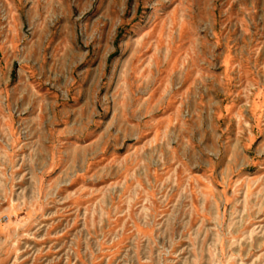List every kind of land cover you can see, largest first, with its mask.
<instances>
[{"label":"rangeland","instance_id":"1","mask_svg":"<svg viewBox=\"0 0 264 264\" xmlns=\"http://www.w3.org/2000/svg\"><path fill=\"white\" fill-rule=\"evenodd\" d=\"M0 264H264V0H0Z\"/></svg>","mask_w":264,"mask_h":264}]
</instances>
